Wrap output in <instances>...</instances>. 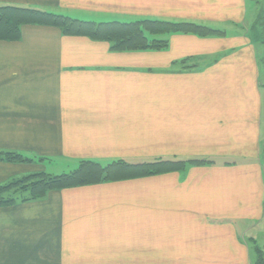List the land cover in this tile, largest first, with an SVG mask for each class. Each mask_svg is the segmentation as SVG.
Wrapping results in <instances>:
<instances>
[{
	"label": "crops",
	"instance_id": "crops-1",
	"mask_svg": "<svg viewBox=\"0 0 264 264\" xmlns=\"http://www.w3.org/2000/svg\"><path fill=\"white\" fill-rule=\"evenodd\" d=\"M258 5L248 10L247 0H0V7L79 19L85 13V20L97 22L204 20L233 31L175 33L164 49L122 52L111 50L109 41L65 35L40 23L21 25L17 40L0 39V151L31 159L0 161V183L30 174L35 165L47 172L53 165L74 170L82 160H212L2 205L0 264L134 262L127 258L144 247L146 256L155 237L165 248H193L206 257L204 247L229 252L244 246V263L251 264L248 242L257 241L244 221L264 216Z\"/></svg>",
	"mask_w": 264,
	"mask_h": 264
},
{
	"label": "trees",
	"instance_id": "trees-1",
	"mask_svg": "<svg viewBox=\"0 0 264 264\" xmlns=\"http://www.w3.org/2000/svg\"><path fill=\"white\" fill-rule=\"evenodd\" d=\"M261 10V9H260ZM260 12V11H259ZM264 15V14H262ZM264 17L258 18L257 24ZM144 20L127 21H94L77 19L61 13L43 11L34 8L23 7H0V39L17 40L21 35V25L28 23H40L52 25L60 28L65 35H81L94 40H105L111 42L113 51H138V50H160L168 47V39H154L151 43L149 34L152 26L161 28L157 33H192L200 36L223 35L222 30L209 27L205 24H199L193 21L184 20H153L143 18ZM165 28V29H164ZM164 29V30H163ZM163 30V31H162ZM264 61V59H263ZM0 161L10 163H24L31 161L22 154L15 152L0 151ZM202 161L191 160L188 163L200 164ZM186 165L184 161H156L142 164H129L123 160H115L107 165L94 160H82L78 167L69 173L60 175H49L43 172L40 174L30 173L28 176L12 180L9 184L0 186V206L12 205L18 202L15 198H4V194L18 185L32 182L29 197L21 201H29L41 198L53 189H62L73 186L101 183L109 180H121L131 177L155 175L167 171L182 169ZM38 176V177H37ZM37 180H34L36 179ZM261 257L257 259L256 264H264V255L259 248Z\"/></svg>",
	"mask_w": 264,
	"mask_h": 264
},
{
	"label": "rangeland",
	"instance_id": "rangeland-1",
	"mask_svg": "<svg viewBox=\"0 0 264 264\" xmlns=\"http://www.w3.org/2000/svg\"><path fill=\"white\" fill-rule=\"evenodd\" d=\"M251 4H252L253 8H250ZM257 5H258V8L261 9V11L259 12L258 18H260L261 16L264 17V15H262V14H264V0H247L248 10L256 9ZM63 15H66V14H63ZM80 15H81V19L88 18L87 16H90V15H85V13L80 14ZM77 19H79V18H77ZM106 19H109V18H106ZM147 19L157 20L156 18H147ZM140 20H144V19H140ZM158 20H160V19H158ZM111 21H115V20H111ZM132 21H136V20H131V21L129 20L127 22H132ZM172 21H176V20H172ZM184 21H193V20H184ZM257 21H258V19H257ZM193 22H196L199 24L200 23L205 24L209 27H213V28L218 29V30L220 29L225 33L226 32L231 33V31H232L229 29L230 27L228 28L225 26L224 23H220V22L210 23V22H206L204 20L203 21H193ZM263 22H264V18H262V20H260V23H263ZM259 27L261 28L262 38H263V43H264L263 26L259 25ZM160 29L161 28H159V27L152 26L151 31H153V33H150L148 35L149 36L148 38H149L151 43L153 42L154 39H157L158 37H160L162 39H163V37H165L167 39L170 35L175 34L173 32L172 33L161 32V34H158L157 32ZM224 35L225 34L219 35V36H224ZM203 37H206V36H203ZM138 51H148V50H138ZM263 95H264V88H263ZM262 106H263V108H262L263 109V112H262V115H263V130H262L263 136H262V140H261L262 150H261L259 160L264 167V96H263ZM26 158H28V157H26ZM118 160H122V159H118ZM191 160L202 161L200 164L190 163L191 166H200V165H205V164H209L212 162V160H209V159H197V158L175 159L174 157L164 158L163 156L158 157V158H154L149 162L184 161V162H186V164H189L188 162ZM123 161L126 162L125 160H123ZM146 163H148V162H146ZM55 166H57V165L49 166L48 170H47L48 173H47L46 171H43L42 165H35V166H33V169H36V170H34L33 172H30V173L40 174L38 176H43V172L47 173V174L53 173V174H59L60 175L63 172L68 173V172L72 171V168H70L71 166L63 167L61 169L58 167H55ZM185 167H186V165L182 169H184ZM166 169H167V171L161 172L159 174L172 173V172L181 170V169L172 170L173 169L172 167L166 168ZM28 174L29 173H25L15 180L17 181L19 179H22V178L28 176ZM53 174H49V175L53 176ZM37 177L34 180H37ZM109 181H112V180H109ZM9 182H11V181H9ZM9 182L0 183V186H4L6 184H9ZM32 182L33 181H29L27 184L26 183L21 184L12 190H9L8 193L4 194V196H5L4 198H15V200H17L19 202V201L25 199L26 197H29L30 189L32 188ZM4 206H10V205H4ZM244 224H245V226L247 225L246 229L249 230L250 235H248V236L254 237V239L257 241V245L253 241H250V242H248V246H247L249 248V254L251 257V264H256L258 257L259 258L261 257V254L259 253V248H261L263 250V254H264V216H263L261 221L246 220V221H244ZM209 233L210 232L207 233V237H208ZM152 239H156V240H152ZM152 239L150 240V242H151L150 248H148L149 253L146 256H143V253H144L145 248H146V247H144L143 253L139 254L138 256H133V257L127 258V259L136 258L137 260L134 262H130L127 260V261H122V262H118V263H99V264H245L244 260L246 257L244 256V252H242L244 246L239 247V248L238 247H236V248L232 247L231 250H229V252L226 251V248H221L218 246L217 247H215V246L204 247L206 250L209 249L208 257H206L205 251L196 252V250L193 248H181V247H170V248L166 247L165 248L163 246V242H160L158 240L159 239L158 237H155ZM171 244H173V240H172ZM173 251L176 253L181 252L182 255H180V256L179 255L169 256V255H174ZM189 252H191V255ZM232 253H234V254H232ZM178 257H180V261H175V259ZM205 258H209L210 261H201L200 262L201 259H205ZM143 259H145V261H143ZM183 259H188V260L190 259V261H184ZM192 259H195V261H192ZM197 259H199V261Z\"/></svg>",
	"mask_w": 264,
	"mask_h": 264
}]
</instances>
